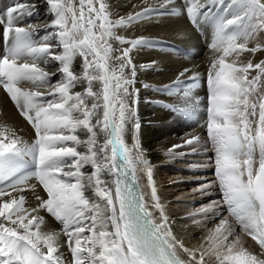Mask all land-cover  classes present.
Masks as SVG:
<instances>
[{
    "label": "snow or ice",
    "instance_id": "6c2138e0",
    "mask_svg": "<svg viewBox=\"0 0 264 264\" xmlns=\"http://www.w3.org/2000/svg\"><path fill=\"white\" fill-rule=\"evenodd\" d=\"M45 3L52 16L47 23H24L25 17L39 16L35 4L16 2L0 13L7 45L0 55V88L36 132L28 144L0 126V264H63L60 249L65 245L73 264H207L211 256L218 264H264V60L237 64L242 52L264 51L259 42L248 46L264 33V0H182L183 9L176 0L155 5L143 0L140 11L118 19L112 18L107 0ZM221 6L220 12L213 10ZM181 11L197 28L212 25L206 128L215 174L224 202L259 245V255L243 247L239 236L228 240L233 233L226 219L208 237L209 248L193 250L177 241L144 158L135 83L138 68L155 62L137 65L133 52L153 41L128 38L117 29ZM42 29L46 34L41 37ZM50 62L58 67L50 71ZM53 76L58 78L52 81ZM184 79L195 86L200 74L186 68L164 89L180 88ZM78 86L83 90L75 91ZM181 90L190 99L191 88ZM174 110L190 114L185 107ZM129 133L131 145L125 141ZM198 142L199 137L185 141ZM138 165L152 185L160 222L139 190ZM32 177L46 198L37 195L39 203L26 207L23 193L36 189L29 183ZM41 210L62 225L60 231L42 230ZM178 250L188 259H181Z\"/></svg>",
    "mask_w": 264,
    "mask_h": 264
},
{
    "label": "bare ground",
    "instance_id": "6f19581e",
    "mask_svg": "<svg viewBox=\"0 0 264 264\" xmlns=\"http://www.w3.org/2000/svg\"><path fill=\"white\" fill-rule=\"evenodd\" d=\"M16 2L35 4L39 10L38 17H25V24L29 20L47 23L52 19L49 6L45 3V0H0V13ZM107 2L113 12V19L127 16L129 13H135L144 7L143 0H107ZM228 2L229 0H224L225 4ZM150 3L155 5L158 3V0H150ZM176 7L183 9L184 5L182 0H176ZM221 8L222 6L216 7L213 10L215 12H220ZM3 28L4 26L0 25V50L4 48L2 41ZM51 31V28L47 29V32ZM117 33L128 38L148 37L153 41L151 46H145L133 52L134 63L137 65H148L155 62L154 67L144 69L138 68L137 70L135 87L140 90L138 117L141 127L138 135L141 148L144 158L151 166L153 173L152 179L155 182L156 193L159 197L161 206L164 208V214L168 216V225L170 226L171 234L187 248L193 250L209 248L211 242L208 237L220 224L221 220L213 224V219H211L209 223H207L208 219H202L201 222H205L202 225L197 224V228L199 227L200 231L195 233L196 236L192 238V235H195L192 234V232L197 228L189 231V229L185 227H180L179 225L185 224L183 222L186 221L178 220L177 216H175L173 205L163 203L167 198L163 183L167 178L191 180L197 178V174L199 175L197 169L196 172L191 170L194 165L189 159H194V157L190 158L191 155L189 154L196 149V146L206 144L208 139L206 128V109L209 102L207 74L211 58L214 55L208 47V42L212 33V25L202 23L201 26L197 28L190 22L188 16L181 11L173 14L153 15L151 18L134 22L127 28L117 29ZM45 34L46 31L43 29L39 32V36L41 37ZM52 42L55 43V40ZM256 42L264 44V33H261L257 40L250 42L248 46L253 47ZM113 46L118 47L119 45L113 42ZM249 59H251L254 64L259 63L261 60H264V51H258L255 55L249 52H242L237 60V64L239 65L241 61L246 62ZM229 60H231V57ZM79 64L80 58L77 57L75 61L77 70H79ZM47 67L52 71L55 70L58 65L56 62H50ZM186 68L192 69L194 72L200 74V79L195 83V86L192 85L193 82L191 80L184 79L180 88H174L171 91L164 89L165 85L172 84V82L176 80L178 74ZM255 74V71L251 73V75ZM188 75L190 76L191 72L188 73ZM57 78V76H53L51 79L55 81ZM144 84H149L151 87L145 88L143 87ZM24 86L27 87L28 85ZM188 87L191 88V93H187L190 95V99L186 98L181 90ZM82 90L83 86H78L75 89V91ZM179 107H185L190 114L181 115L178 111L174 110ZM0 126L12 129L25 143L30 144L36 138V132L33 131L31 124L21 115L20 110L2 88H0ZM192 137H199V142L191 145L186 144L185 141ZM132 140L133 137L130 133L125 136V141L129 145L132 144ZM198 159L199 158L195 159V161H198ZM203 159L200 160L203 161ZM165 162H173V164L177 162L175 164L176 168L162 166ZM143 167V165H138L136 174L138 175L143 190L146 206L152 212L156 221L160 222L161 213L155 207V200L151 193L152 185ZM91 170L90 167H85L84 169L86 172H91ZM206 174L207 173L201 175V177L203 176L206 178ZM29 183L35 184L36 189L35 191L26 190L23 193L27 199L26 207H35L39 203L36 196L39 195L42 198H46V194L35 177H32ZM153 202L154 206L152 205ZM225 205L226 203L224 202L220 209L223 213L213 211L215 212L214 216L219 214L222 219H226L232 233L234 234L235 230L239 232L237 236L240 238L241 245L259 255L261 253L259 245L241 230L239 223L230 213L229 209H224L226 207ZM39 215L45 218L42 230L60 231L62 228V225L58 224L46 211L41 210ZM65 239L66 237L61 235V240L63 241ZM189 240L191 241L190 243H193L191 247L187 244ZM60 252L65 264H73L72 253L66 245L61 247ZM178 255L181 259H188L187 254L180 250H178ZM205 259L207 264H218L215 256L206 257Z\"/></svg>",
    "mask_w": 264,
    "mask_h": 264
},
{
    "label": "rangeland",
    "instance_id": "374dc122",
    "mask_svg": "<svg viewBox=\"0 0 264 264\" xmlns=\"http://www.w3.org/2000/svg\"><path fill=\"white\" fill-rule=\"evenodd\" d=\"M206 142V144H202V146H196V149H194L193 152H190L189 154L191 155L190 158L194 157V159H189V161L193 162L194 165V167H192L193 169L191 170H194L196 172L197 169V173L199 172L200 176L197 174L198 177L191 180L167 178L163 183L165 194L167 196L163 203L173 205L175 209V216H177L178 220L186 221L183 222L185 224H180L179 226L185 227L189 229V231L197 228V224L202 225L205 222H201L202 219H208L207 223L211 222V219H213V224L215 222H219L222 219L219 214L217 216H214V213L216 211H219V213H223V211H221L220 209L222 208L224 202H222L223 196L219 188V183L217 182L218 178L214 173V150L210 145L209 138ZM196 157L199 158L198 161H195V159H197ZM200 159H203V161H201ZM176 163L177 162H174V164L173 162H165L162 164V166L176 168ZM209 172L212 174H210ZM205 173H207V177H201V175H205ZM152 205L154 206V202L152 203ZM198 231H200L199 227L195 229L192 234H195ZM238 234L239 232L235 230L234 234L228 237V240L230 242L233 241V239ZM195 236L196 234L192 235V238H194ZM190 242L191 241L189 240L187 243L189 247L193 245V243Z\"/></svg>",
    "mask_w": 264,
    "mask_h": 264
}]
</instances>
